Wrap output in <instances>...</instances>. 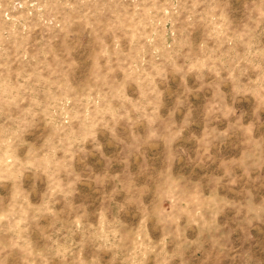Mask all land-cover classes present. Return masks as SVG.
Returning <instances> with one entry per match:
<instances>
[{
    "label": "rangeland",
    "instance_id": "rangeland-1",
    "mask_svg": "<svg viewBox=\"0 0 264 264\" xmlns=\"http://www.w3.org/2000/svg\"><path fill=\"white\" fill-rule=\"evenodd\" d=\"M0 264H264V0H0Z\"/></svg>",
    "mask_w": 264,
    "mask_h": 264
}]
</instances>
